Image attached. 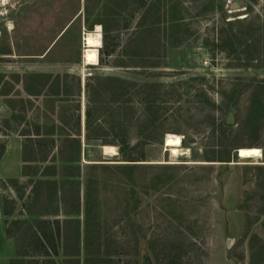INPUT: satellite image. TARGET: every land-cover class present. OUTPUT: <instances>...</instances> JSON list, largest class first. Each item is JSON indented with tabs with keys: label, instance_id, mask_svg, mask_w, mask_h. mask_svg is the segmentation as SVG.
Wrapping results in <instances>:
<instances>
[{
	"label": "rangeland",
	"instance_id": "374dc122",
	"mask_svg": "<svg viewBox=\"0 0 264 264\" xmlns=\"http://www.w3.org/2000/svg\"><path fill=\"white\" fill-rule=\"evenodd\" d=\"M32 73L51 74L38 96ZM98 75L167 93L145 87L129 145L104 123L80 165L75 124ZM0 106V142L40 139L59 169L46 194L0 189V264H83L87 227L111 264H264V0H0ZM251 148L260 155L240 157Z\"/></svg>",
	"mask_w": 264,
	"mask_h": 264
},
{
	"label": "trees",
	"instance_id": "16d2710c",
	"mask_svg": "<svg viewBox=\"0 0 264 264\" xmlns=\"http://www.w3.org/2000/svg\"><path fill=\"white\" fill-rule=\"evenodd\" d=\"M102 25V23H100ZM102 29L104 32V25H102ZM105 33V32H104ZM133 55L142 57L144 52L142 48H137L134 50ZM100 63H102L100 61ZM29 84L26 83V92L29 95L38 96L43 92V88L46 85L47 81L51 78V74L49 73H32L28 75ZM58 80V78H55ZM92 82L86 83V95H87V103L85 108V120H84V130H85V138L86 139H102L105 135H108L103 129L104 123H110L109 129L111 132H114V136H120L121 141L119 144L124 145L125 147L129 145L127 141V127L131 120H139L140 116L135 115L136 110L133 109L132 100L137 97L139 101L142 99H147L149 97L145 91V87L149 88L150 86H156L160 90L161 94L167 93L165 90L166 85L163 83H156L153 85L150 84H137L135 82H130L127 80L120 79L118 77L113 76H95L90 78ZM56 80V81H57ZM167 89V88H166ZM57 94V93H56ZM145 95V96H144ZM144 96V97H140ZM115 105V110L117 114H110L108 117L104 115V112L110 108V106ZM117 115V116H116ZM63 121L66 119V116H62ZM147 119V117H146ZM149 119V118H148ZM64 124H68V121H64ZM77 135L80 133V114L77 115ZM223 131H227L229 129V125L225 122L221 123ZM122 127V128H121ZM120 130V133L117 131ZM138 135L140 138L150 141L151 133L146 123H143L140 126ZM51 132V129L48 130ZM38 138V135L37 137ZM140 142V141H138ZM104 144H110L109 141H103ZM31 145H25L24 152L29 150L31 153L41 152V148L43 146V141L40 139L31 140ZM5 149L4 141L0 142V157ZM42 158V157H40ZM15 181H8V183H12ZM96 239V240H95ZM94 240L90 238V234L88 231V227L85 233V259L83 264H111L113 261L110 254L101 252V244H100V235L95 237ZM41 241V240H40ZM42 245V242H41ZM149 257V261L152 263L150 259V255H146ZM145 256V257H146ZM154 259V258H153ZM14 261V260H12ZM156 264V263H155Z\"/></svg>",
	"mask_w": 264,
	"mask_h": 264
},
{
	"label": "crops",
	"instance_id": "0c3cea01",
	"mask_svg": "<svg viewBox=\"0 0 264 264\" xmlns=\"http://www.w3.org/2000/svg\"><path fill=\"white\" fill-rule=\"evenodd\" d=\"M58 93V91H56ZM54 93V94H56ZM29 95V94H28ZM81 120V115H80ZM80 133L78 135V138H80L81 150H80V159L75 161L78 164L82 165V156L84 154V146L85 143L88 142L85 138V130H84V122L83 124L80 123ZM20 136V137H19ZM16 135L8 137L5 140V149L0 157V165L4 161L3 159L6 158L8 155L9 157L11 154L9 153V149H13V159H10L11 162L8 165V168H6L7 172L9 174H6L5 176L0 177V189L1 188H8L11 190V192H15V196L17 197L18 191L20 190V195H22V192L25 193V191L28 189L31 190V193L33 194H39L42 195L43 191L45 194L48 192L44 189V186H48V184H52L55 181L54 176L59 174V169L57 167L48 165L49 164V158L48 154L49 152L45 149H41V152L37 153H31L29 150H26L24 152L25 145H31V139H25L26 135ZM42 157V158H40ZM54 164V163H53ZM15 181L12 183H8V181ZM27 191V193L29 192ZM17 193V194H16ZM30 194V192H29ZM53 195L56 199H60L59 192L56 193V191H53ZM59 208V207H58ZM57 215V214H56ZM51 222L50 219H45L44 217L40 219V223L43 222ZM41 233H38L37 239L41 240L42 242L46 238V234L44 231L41 230ZM43 246V243L42 245Z\"/></svg>",
	"mask_w": 264,
	"mask_h": 264
},
{
	"label": "bare ground",
	"instance_id": "6f19581e",
	"mask_svg": "<svg viewBox=\"0 0 264 264\" xmlns=\"http://www.w3.org/2000/svg\"><path fill=\"white\" fill-rule=\"evenodd\" d=\"M97 32L94 34H90L85 39L86 41V52L84 59L87 64L97 65L98 64V54L97 49L101 46V34H100V26L96 27ZM181 142L178 138L169 139L167 142V147L174 148V152H176V148L180 146ZM112 149V148H109ZM108 149V150H109ZM239 154L241 158H250L253 156H259L260 150L257 148L251 149H240Z\"/></svg>",
	"mask_w": 264,
	"mask_h": 264
},
{
	"label": "water",
	"instance_id": "95a60500",
	"mask_svg": "<svg viewBox=\"0 0 264 264\" xmlns=\"http://www.w3.org/2000/svg\"><path fill=\"white\" fill-rule=\"evenodd\" d=\"M98 51V50H97ZM2 110L1 106H0V111ZM228 123H231V121H229ZM238 153H239V149H238ZM144 264H151L150 261H149V257L146 256L145 259H144Z\"/></svg>",
	"mask_w": 264,
	"mask_h": 264
}]
</instances>
